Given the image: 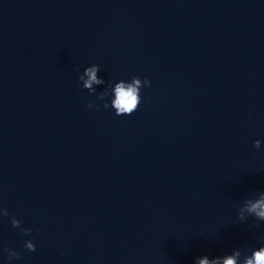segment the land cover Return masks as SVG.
I'll list each match as a JSON object with an SVG mask.
<instances>
[{
    "label": "water",
    "instance_id": "obj_1",
    "mask_svg": "<svg viewBox=\"0 0 264 264\" xmlns=\"http://www.w3.org/2000/svg\"><path fill=\"white\" fill-rule=\"evenodd\" d=\"M93 64L105 84L90 95ZM132 76L150 81L138 109L103 108L107 82ZM260 191L264 0H0L11 264H194L237 248L243 259L264 245V222L237 210Z\"/></svg>",
    "mask_w": 264,
    "mask_h": 264
},
{
    "label": "clouds",
    "instance_id": "obj_2",
    "mask_svg": "<svg viewBox=\"0 0 264 264\" xmlns=\"http://www.w3.org/2000/svg\"><path fill=\"white\" fill-rule=\"evenodd\" d=\"M101 70L99 65L93 64L91 66L85 67L83 72L87 75L88 79L83 82V89L88 90L90 95L95 93V89L92 88L93 84L102 85L105 81L98 77V72ZM83 79V76L79 75L77 77L78 82ZM132 83H127L124 80L117 82H112L109 80L105 91L97 96L98 100H105L109 96L107 89L110 87L111 92L114 93V100L109 103H104L103 108L107 109L109 106L114 109L115 115H131L135 112L140 104V89L141 87H150V81L147 78L141 79L139 76H132L130 78ZM141 81L143 83H141ZM86 107L92 108L94 105L91 101L87 102ZM100 106H96L99 110ZM249 113V117H251ZM253 148L260 149L261 141L254 140L252 144ZM259 171V169H258ZM4 216H9L7 209H5ZM248 217H252L255 223L252 225L253 228H259L261 225L259 222H264V191H260L256 194L255 198H244L242 200L241 206L237 210V219L240 222H245ZM11 227L19 229L24 235H29L32 232L31 228H22L21 223L15 216L10 217ZM38 231V230H37ZM264 239V236L261 237ZM24 248L28 251H35V245L32 241L26 240L23 244ZM0 251L7 253V264H11L13 260H18L20 258L19 253L16 251L4 247ZM241 250L234 249L230 254H224L222 256L209 258L207 255L197 257L194 264H264V245L259 248H254L251 250L250 255H244L241 259Z\"/></svg>",
    "mask_w": 264,
    "mask_h": 264
}]
</instances>
